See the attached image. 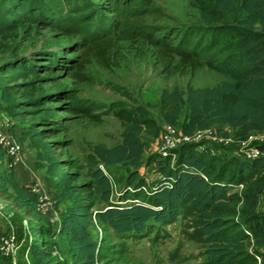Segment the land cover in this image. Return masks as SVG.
I'll return each instance as SVG.
<instances>
[{
    "label": "trees",
    "instance_id": "trees-1",
    "mask_svg": "<svg viewBox=\"0 0 264 264\" xmlns=\"http://www.w3.org/2000/svg\"><path fill=\"white\" fill-rule=\"evenodd\" d=\"M134 3V0H112V7L117 15L127 16L141 10ZM235 3L247 16L241 20L220 21L233 12ZM95 4L89 0H0V36L7 38L20 26L29 28L42 21L59 27L65 34L79 35L75 47L81 58L65 64L67 75L79 78L91 55L105 66L112 61V32L117 21L113 18L106 21ZM197 4L208 22L202 27L192 24L180 29H153L151 25L134 24L132 28L151 38L165 71L186 72L199 59L198 63L229 77L212 86H188L184 97V91L178 86L162 88L160 105L164 120L178 124L188 134L215 121L226 122L241 137L250 131L264 130V0H198ZM255 21L258 28L252 26ZM48 60L41 67L53 71L59 65L56 54H50ZM41 67L22 60L14 64L13 70L22 78L32 76L23 85L34 87ZM183 102L188 110L181 118ZM112 107L125 123L124 136L113 146L96 145L87 153L90 180L69 183L68 177L59 174L60 191L56 199H68L69 204L59 212L58 229L37 210V194L31 190V182L19 184L14 166L7 170L0 166V196L40 221L33 228V233L40 238L28 246L34 264L54 255V248L60 251L55 240L58 233L67 241L66 264H100L107 246L102 238H93L89 231L94 219L120 236L138 237L153 231L157 225L188 217L192 219L191 236L205 246L206 264H257L255 252L261 253L264 264V252L258 249L264 243V226L256 211L264 186V159L247 160L234 153L223 156L211 152L207 146L200 150L201 140L182 142L166 156L157 153L153 157L163 174L155 184H149L137 169L128 170L121 177L124 188L113 200L110 177L99 163H137L143 151L138 134L144 121L138 120L134 110L122 102H114ZM69 109L91 116L95 121L101 119L89 106L73 104ZM12 113L18 118L19 112ZM29 138L47 152L46 172L58 174V160L51 156L46 144L36 132L29 134ZM45 157L37 150L38 161ZM240 184L248 185L243 193L233 189ZM94 189H99L105 202L96 210L93 209ZM240 201L242 204L238 207ZM249 233L254 237L251 249ZM0 264L10 263L0 258Z\"/></svg>",
    "mask_w": 264,
    "mask_h": 264
},
{
    "label": "rangeland",
    "instance_id": "rangeland-1",
    "mask_svg": "<svg viewBox=\"0 0 264 264\" xmlns=\"http://www.w3.org/2000/svg\"><path fill=\"white\" fill-rule=\"evenodd\" d=\"M90 1L96 3L106 21L109 18L117 21L112 32V61L105 66L91 55L79 78L67 75L65 70L67 62L81 58L80 51L75 47L79 35L65 34L59 27L42 21L31 24L29 28L20 26L12 30L7 38L0 36V116L14 120L11 124L12 132L20 133L24 138L36 132L39 140L50 149L51 156L58 160L59 173L48 174L47 152L30 140L27 146L30 151V167L36 173L39 172L38 179L43 183L51 209H55L58 216L69 204L68 199H56L60 191L57 183L59 174L68 177L69 183L90 180L87 153L96 145L113 146L124 136L125 123L115 115L112 103L122 102L125 107L134 110L138 120L144 121V127L138 134L143 143V151L137 163H99L110 177L114 200L124 188L121 177L128 170L137 169L139 175L151 185L163 176L153 160L158 153L161 131L166 123L160 105L161 89L178 86L184 91V97L188 86H212L229 79L226 74L198 63L199 59L195 60L193 66H188L186 72L165 71L157 58V47L151 38L132 30L134 24L151 25L153 29L207 25L198 7V0H134V5L140 6L141 10L127 16L116 14L112 0ZM233 8L231 14L219 20H241L248 14L238 3ZM252 26L258 28L259 24L255 21ZM96 29L102 31L101 27L97 26ZM52 53L56 54L59 65L53 71L44 70L41 64L48 62V56ZM22 60H30L41 67L34 87L23 85L32 76L22 78L13 70L14 64ZM73 104L89 106L93 114L100 116V121L73 112L69 109ZM187 110L188 105L183 102L181 118ZM12 112H19L18 118ZM210 128L220 134L228 132L226 141H216L205 133L201 134V141L211 152L226 156L239 150L243 137L236 136L234 129L226 122L215 121ZM258 132L264 139V130ZM39 149L46 155L42 161L36 159ZM72 174H76V178H72ZM247 186L240 184L233 189L243 193ZM93 196V209L102 208L105 202L100 197L99 189H94ZM241 204L240 201L237 206ZM256 211L264 226V186L259 193ZM39 223L22 208L0 196V231L12 227L20 240L17 261L10 264H34L28 246L40 238L33 233V228ZM191 223V217L178 218L174 222L157 225L146 235L136 237L120 236L106 224L94 219L89 231L93 238H102L107 246L100 264H206L203 252L205 246L191 236ZM253 241L254 237L251 236L249 247L253 246ZM258 249L264 252V243ZM63 250L60 249V255H52L40 264H66L69 255ZM0 258L9 263L2 256Z\"/></svg>",
    "mask_w": 264,
    "mask_h": 264
},
{
    "label": "built area",
    "instance_id": "built-area-1",
    "mask_svg": "<svg viewBox=\"0 0 264 264\" xmlns=\"http://www.w3.org/2000/svg\"><path fill=\"white\" fill-rule=\"evenodd\" d=\"M12 121L10 118H0V149L3 150L9 158V166H15V164L21 161L20 152L22 150V144L17 139L15 134L11 130ZM202 133L208 135L210 139L216 141H226L227 135L220 134L211 129L210 126L203 129H196L192 134L184 133L178 124L165 123L161 135L160 146L158 153L160 156H166L170 150L177 147L182 142L201 140ZM263 135L258 131H250L243 137L242 145L239 150L234 153L239 157L247 160L254 158L264 159V139ZM204 142L198 146V149L204 150ZM31 190L37 194V202L35 204L37 210L49 218L52 225L58 229L60 224V218L56 214L55 209H51V202L47 193L45 192L43 183L39 179H34L30 183ZM250 238H251V233ZM20 246V240L16 234V231L11 227L9 230L0 231V255L7 259L9 263H16L17 251ZM252 247L250 246L249 249ZM52 253L54 255H60L58 248H54ZM257 264H262L263 256L259 252L254 253Z\"/></svg>",
    "mask_w": 264,
    "mask_h": 264
},
{
    "label": "crops",
    "instance_id": "crops-1",
    "mask_svg": "<svg viewBox=\"0 0 264 264\" xmlns=\"http://www.w3.org/2000/svg\"><path fill=\"white\" fill-rule=\"evenodd\" d=\"M229 80V79H227ZM2 116H0L1 118ZM16 121V120H15ZM14 120L12 121V123ZM13 131V130H12ZM15 136L19 139V141L22 144V150L20 152L21 161L17 162L14 166V176L16 180L19 182V184H28L35 178L38 179L39 172H35V170L31 169V158H30V151L27 147L29 145L30 139L29 137L26 138H20L21 134L14 132ZM35 158V157H34ZM9 158L6 155V153L0 149V166L2 169H9ZM60 237H62L61 241L59 240ZM55 240L57 241L58 247L60 249H64L63 251L68 254L67 251V241L63 234L58 233L55 237Z\"/></svg>",
    "mask_w": 264,
    "mask_h": 264
}]
</instances>
